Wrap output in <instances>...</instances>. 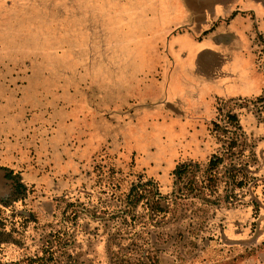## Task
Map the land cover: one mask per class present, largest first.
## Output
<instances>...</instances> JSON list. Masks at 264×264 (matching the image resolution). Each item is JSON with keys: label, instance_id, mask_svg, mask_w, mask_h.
<instances>
[{"label": "rangeland", "instance_id": "obj_1", "mask_svg": "<svg viewBox=\"0 0 264 264\" xmlns=\"http://www.w3.org/2000/svg\"><path fill=\"white\" fill-rule=\"evenodd\" d=\"M186 1L0 0V264H264V33L175 84Z\"/></svg>", "mask_w": 264, "mask_h": 264}, {"label": "crops", "instance_id": "obj_2", "mask_svg": "<svg viewBox=\"0 0 264 264\" xmlns=\"http://www.w3.org/2000/svg\"><path fill=\"white\" fill-rule=\"evenodd\" d=\"M166 15V17H156V21L162 19L158 25L162 34L165 30L173 31L189 23L193 30L185 34L172 35L168 40L175 61L172 70L175 84L178 79L195 75L201 69V60L210 56L232 60L231 63H234L230 64L234 68L231 69L229 64L222 69L223 72L237 76L242 82L246 78H251L252 88L256 86L259 74L255 71L256 57L249 34L255 26L264 33V0H188L186 7L180 6L175 11L166 12ZM201 32L208 35L201 38L199 37ZM218 75L217 72L214 76ZM208 82L204 78L198 92L204 90ZM215 82L217 86L221 85L220 80ZM232 90L244 96L241 94V88Z\"/></svg>", "mask_w": 264, "mask_h": 264}, {"label": "trees", "instance_id": "obj_3", "mask_svg": "<svg viewBox=\"0 0 264 264\" xmlns=\"http://www.w3.org/2000/svg\"><path fill=\"white\" fill-rule=\"evenodd\" d=\"M263 99L264 97L260 98V100H263ZM220 162H222V158L214 156V158L210 161L211 170H214L218 166V164H220ZM191 168H193L192 164H182L175 170L174 175H176L178 178H181V176L188 173V170ZM210 179H213V178L211 177ZM157 205H158L157 206L158 212L159 213L163 212L164 209L161 206V204L158 203Z\"/></svg>", "mask_w": 264, "mask_h": 264}]
</instances>
